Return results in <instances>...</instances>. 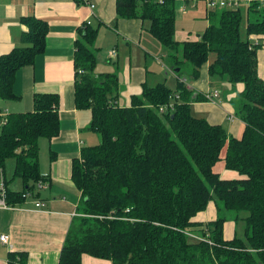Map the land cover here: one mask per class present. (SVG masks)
<instances>
[{
	"label": "trees",
	"instance_id": "trees-1",
	"mask_svg": "<svg viewBox=\"0 0 264 264\" xmlns=\"http://www.w3.org/2000/svg\"><path fill=\"white\" fill-rule=\"evenodd\" d=\"M177 3L189 4L115 0L116 18L148 22V32L166 51L178 77L196 81L213 53L205 70L209 78L243 85L235 108L243 131L233 137L222 125L195 116L191 103L202 97L179 81L174 91L164 83L144 84L129 107L111 105L117 100L118 77L95 74L98 31L84 24L74 42L73 97L77 109L90 110L88 129L99 143L83 147L71 163L80 213L70 223L58 264H82L83 256L111 264H264V79L258 74V52L264 49L262 1L245 3L248 14L256 13L252 21L247 17V40L240 35L241 3L235 9L207 10L208 25L198 39L181 42L174 39ZM19 21L23 46L0 55L3 101L20 99L13 91L16 74L46 47L44 20L29 16ZM176 93L174 110L159 114L158 108ZM59 105L57 94L37 93L31 111L6 115L0 128V168L4 171L13 160L7 185L14 179L23 185L20 192L8 191L11 206L24 203L22 195L33 194L45 180L39 170V141L58 136ZM224 148L225 170L241 178L223 179L213 171ZM211 202L216 219L194 221ZM222 212H233V220L244 223L242 238L225 240L223 227L229 220ZM26 262L25 252L7 254V264Z\"/></svg>",
	"mask_w": 264,
	"mask_h": 264
},
{
	"label": "crops",
	"instance_id": "crops-1",
	"mask_svg": "<svg viewBox=\"0 0 264 264\" xmlns=\"http://www.w3.org/2000/svg\"><path fill=\"white\" fill-rule=\"evenodd\" d=\"M115 7V0H79V2L75 0H0V55L23 46L19 39L24 30V26L19 21L20 18L33 16L44 20L48 25L44 52L35 58L31 66L21 68L16 74L13 91L20 99L18 101L0 99V115L31 111L33 96L37 93H53L60 97L59 134L50 141L45 139L39 141V170L45 178L42 182L43 188L36 187L33 194L37 195L30 196L13 210L0 209V236L5 234L9 237L7 244H0V264H7V254L11 252H25L26 264H58L59 253L70 223L80 213L81 194L70 179L71 163L79 157L83 147L97 145L99 138L88 129L91 120L90 110L77 109L74 104L73 54L78 29L86 22H89L87 25L97 28L98 35L94 44L96 57L99 52L97 48L99 37L102 41L114 38V43L111 45L116 51L117 68L120 63L119 53L123 49V61L126 58L124 63L129 66L127 82L121 84L117 69L112 72L96 73L98 60L95 68L96 75L107 73L117 75L118 96L115 102L119 107L120 105H123L121 107L130 106L129 98L133 96L127 95L130 90L134 89L133 92H136L135 89L138 86L143 89L144 84L149 87L147 85L148 69L154 67L150 59L160 67H164L163 73L160 72L159 79L152 87L159 83L167 86L166 76L170 73L176 78L175 85L182 77H178L176 70L170 69L166 51L162 47L159 61L150 57L148 53H145L143 58L141 50L136 46L142 44L144 32L149 33L148 28L144 29L146 26L139 20L117 19ZM101 30L103 31L100 32ZM190 34L184 33L181 36L183 40L176 41L196 40L200 35H194L192 39L193 35L188 38ZM108 59L111 60V58ZM212 62L208 59L205 69L201 71L196 81L190 80L187 84L185 82L186 89L189 88L202 97L191 103L192 113L213 125H222V127L227 125V134L239 137L243 131V123L238 119L233 121L228 119V116L234 115L236 110L232 101H226V97L221 95L219 90V87L222 88L220 82L209 78L205 71ZM165 70L171 72L166 73ZM258 74L264 79V49L258 52ZM214 89L219 91L217 102L206 101L203 97L204 93ZM44 141L48 143L49 162L46 170L42 171L41 155ZM223 152L225 155L224 150ZM9 161H11L13 175L14 161ZM213 171L216 172L214 169ZM17 181L18 186L13 185L12 180L8 184V190L20 192L23 185L20 180L17 179ZM36 201L44 203V207L36 208L34 205ZM215 219L216 209L211 202L204 212L195 217L194 221L206 224ZM228 222L230 221L225 222L223 227L225 240L230 238L226 236ZM82 264L111 263L83 256Z\"/></svg>",
	"mask_w": 264,
	"mask_h": 264
},
{
	"label": "rangeland",
	"instance_id": "rangeland-1",
	"mask_svg": "<svg viewBox=\"0 0 264 264\" xmlns=\"http://www.w3.org/2000/svg\"><path fill=\"white\" fill-rule=\"evenodd\" d=\"M262 1L261 6L264 7V0H260ZM185 5V4H184ZM182 6V4L177 3L175 5V34H174V39H181L183 40V38H181V36L184 33H187V35L189 33H191L189 35L188 38H191V36L193 35L194 39V35L197 34H201L206 25H207V21H206V15L207 14V7L205 6V4L203 2H198L195 3L193 1H190L188 4L187 9L182 13L180 12V7ZM239 10L242 14V22L240 25V35L241 38L243 40H247V36H246V32H245V27L247 24V17L249 20H253L256 17V13H247V4L242 3L239 7ZM144 25L146 26L144 29L148 28V22H144ZM103 29V28H102ZM103 30H101L100 32H102ZM115 35V34H114ZM116 37V36H115ZM179 40V41H181ZM114 38H109L107 40L103 39V41L100 39H98L97 41V48H99V52L97 55V60H98V66L96 69V73L98 72H112L115 71L117 69L118 71V76H119V81L121 82V84L124 82H127V76H128V70H129V66H127L123 61V57H122V50L119 53L120 54V63L119 66L117 68V57H116V51L115 48H112V45L114 42ZM123 43V42H122ZM124 46H126L123 43ZM136 48H139L142 52L143 58H144V54L148 53L151 56L150 57H154L155 59H158L159 61V56L162 55V50H161V45L151 36L150 33H145L144 32V38L142 40V44H139V46H136ZM111 51L115 52V57L112 58L111 60H113L111 62V60H109V53ZM126 57V56H125ZM209 61H213L215 59V55L213 53H210L208 56ZM151 62L154 63V67H149V72H148V77H147V85L149 87H152V85L155 83V81H157L159 79V74L160 72L163 73V69L164 67H160L159 65H157V63L155 61H153L152 59H150ZM144 62V61H143ZM168 64V63H167ZM163 68V69H162ZM166 73H170L171 71H166ZM182 80H185L186 84L190 82V78L188 77H181ZM215 80H218L222 86L219 87L220 93L221 95L226 97V101H232V105L233 107L236 108V104L239 103L241 101V98L239 96V93L241 92V90L243 89V85L241 84H230L228 82L225 81V83H223V81H221L218 78H214ZM164 81V80H163ZM166 82H167V86L168 88L173 91L175 89V82H176V78L174 75H172L171 73L168 74L166 76ZM131 89V87H129ZM134 89L130 90L128 92L127 95H140L141 91H142V87L138 86V88L135 89L136 92H133ZM129 97V96H128ZM130 99V98H129ZM122 102V101H121ZM123 103V102H122ZM123 105H120V107ZM4 116H6L4 114ZM234 116H236V118L238 119L236 113L234 114ZM200 118V117H199ZM227 126V125H226ZM226 126H223V128L226 130ZM227 132V130H226ZM242 133V132H241ZM46 141H44L42 144V155H41V170L45 171L46 168L48 167V160H49V156H48V152H47V145L48 143H45ZM224 151H226V148L223 149ZM222 150V152H223ZM221 152V160L219 162H217V164H215V166L213 167V169L216 171L215 173H218L220 175L221 178L223 179H231V180H235V179H239L241 178V176L233 171H227L225 170L224 167V152ZM11 161H9L6 164V179H8V177H10L8 180L12 179V172H11ZM17 179L13 180V185H15L16 187L17 185ZM211 206V205H210ZM225 212H222V214H224ZM217 214V213H216ZM234 213L233 212H226L225 213V217H227V219L230 221L226 224V236L230 237L228 240L233 239L234 237H240L242 238V233H243V229H244V223L237 221L235 222L234 219ZM242 223V224H241ZM235 231V234H233ZM102 261V260H101ZM105 261V260H103ZM108 262V261H106Z\"/></svg>",
	"mask_w": 264,
	"mask_h": 264
},
{
	"label": "built area",
	"instance_id": "built-area-1",
	"mask_svg": "<svg viewBox=\"0 0 264 264\" xmlns=\"http://www.w3.org/2000/svg\"><path fill=\"white\" fill-rule=\"evenodd\" d=\"M177 1V0H176ZM178 1H184V2H190L193 1L195 3L198 2H203L205 4V6L207 7V10L209 11H215L217 9H224V8H231V9H235L237 8L241 3H250L253 0H178ZM91 8L93 7L92 5L90 6ZM186 6H182L180 7V12H184L186 10ZM86 24H89V22H86ZM249 40L252 42V44H257L258 40L256 38H249ZM115 57V52L111 51L109 53V58H114ZM179 82L185 84V80L179 79ZM189 90V88H187ZM204 99L208 102L211 103H216L217 99L219 97V91L217 89L211 90V91H206L203 95ZM179 101V96L178 94H174L172 97H170L169 102L163 106H160L158 108V112L159 114L163 115L166 112H172L174 110L175 105L178 103ZM111 105L113 106H117L115 102H112ZM228 119L230 121H233L236 119V117L234 115H229ZM6 122V116L4 115H0V128L5 124ZM37 188H43V184L41 182L36 184ZM8 185H7V179H6V175L3 171L2 168H0V209H4V210H13L16 208V206H11L7 203V194H8ZM30 196H32V194L30 192H26L22 195V198H24L25 200L28 199ZM35 207L36 208H42L44 207V203L40 202V201H36L35 202ZM193 237V236H191ZM199 240H202L201 238L198 237H193ZM9 237L5 234L0 236V244L5 245L8 243Z\"/></svg>",
	"mask_w": 264,
	"mask_h": 264
},
{
	"label": "water",
	"instance_id": "water-1",
	"mask_svg": "<svg viewBox=\"0 0 264 264\" xmlns=\"http://www.w3.org/2000/svg\"><path fill=\"white\" fill-rule=\"evenodd\" d=\"M178 70H176L175 72H177Z\"/></svg>",
	"mask_w": 264,
	"mask_h": 264
}]
</instances>
